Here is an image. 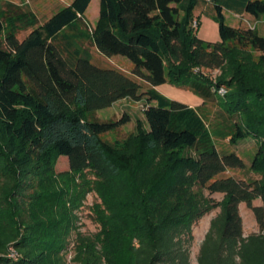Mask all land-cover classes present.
<instances>
[{
  "label": "trees",
  "instance_id": "16d2710c",
  "mask_svg": "<svg viewBox=\"0 0 264 264\" xmlns=\"http://www.w3.org/2000/svg\"><path fill=\"white\" fill-rule=\"evenodd\" d=\"M100 1L91 34L92 0H74L39 27L32 12L0 10V264H63L74 211L92 191L106 206L102 232L79 239L80 264H190L193 226L216 209L198 264H264V37L228 25L224 14L259 19L264 0H208L219 22L216 43L193 26L200 0ZM19 27L32 31L20 39ZM81 39L102 55L127 58L131 73L93 63ZM205 70L222 75L214 81ZM165 84L186 87L203 106L168 99L155 89ZM144 97L146 125L122 141L105 139L130 117L97 113ZM209 104L220 109L213 119ZM246 139L257 144L251 170L261 178L224 176L246 166L216 140ZM61 157L69 170L58 173ZM243 203L259 227L248 237Z\"/></svg>",
  "mask_w": 264,
  "mask_h": 264
},
{
  "label": "rangeland",
  "instance_id": "374dc122",
  "mask_svg": "<svg viewBox=\"0 0 264 264\" xmlns=\"http://www.w3.org/2000/svg\"><path fill=\"white\" fill-rule=\"evenodd\" d=\"M73 0H0V10L9 17L11 14L15 17L17 14L32 12L37 17L36 27L43 26L54 14L60 11L62 8L70 5ZM100 0H92L87 12L86 20L89 23V30H94L98 26L99 14H100ZM9 12V13H7ZM11 13V14H10ZM227 24L232 26L235 25L232 16L233 12L225 10ZM195 15L199 19V25L196 29L197 36L208 43H216L221 40L219 22L214 12L213 5L207 0H200L195 10ZM238 22V21H237ZM239 27L245 29H257L259 34L264 37V16L259 19L246 14L245 16L239 17ZM20 26V25H18ZM10 28V26L8 27ZM6 29V32L9 29ZM84 26H80V30H84ZM238 28V27H236ZM32 28L23 29L19 27L18 37L24 39ZM5 34L0 37L4 38ZM79 46L87 51L92 57V62L103 68H116L126 74H130L133 68L132 63L125 57L114 56L107 57L102 55L93 43L87 39L79 40ZM257 54V53H255ZM205 74L210 76L214 81L222 75L221 70L217 71H204ZM142 83V82H141ZM142 91L146 92L149 86L142 83ZM156 89V88H155ZM159 93L167 97L168 99H178L190 106L194 104L196 96L186 87H177L168 84L167 87L156 89ZM227 91L225 88H220L219 94L224 97ZM199 98V97H198ZM148 106V99L144 97L141 101H134L131 99H125L116 103L113 107L99 111L97 117L101 120H119L124 115L130 117V122L116 132L106 134L105 139L110 142L122 141L129 135L136 132L138 123L142 126L146 125L145 110ZM203 106V102L193 108L199 109ZM208 115H211L212 119L217 116L220 109L215 104H209L205 108ZM216 144L221 152L234 151L241 156L245 162V168L242 170H228L224 176H233L242 180H257L261 176L251 170L252 161L255 158L258 147L253 139H246L239 142L236 146H231L228 141L216 140ZM1 169V166H0ZM69 170V159L68 157H61L57 163L56 171L58 173L66 172ZM78 183H81V179H77ZM217 201L223 199L222 194H215L212 196ZM26 202L28 199H25ZM254 205H261V201L257 200ZM105 204L100 193L92 191L84 196L82 206L74 211L75 216V228L71 230L70 236L68 237L67 249L63 251L62 258L63 264H80L77 261L78 246L81 238H87L90 240H97L99 234L102 232V224L98 218L100 211L105 210ZM220 213V209H216L210 214L203 217L193 226L194 240L190 248V264H198V259L201 251V247L205 236L210 228V223ZM240 214L243 219L244 236L248 237L252 234L259 233V227L253 211L247 207L246 204L240 205ZM100 249V246H98ZM12 257L17 258L16 252H12Z\"/></svg>",
  "mask_w": 264,
  "mask_h": 264
},
{
  "label": "crops",
  "instance_id": "0c3cea01",
  "mask_svg": "<svg viewBox=\"0 0 264 264\" xmlns=\"http://www.w3.org/2000/svg\"><path fill=\"white\" fill-rule=\"evenodd\" d=\"M74 1V0H73ZM208 1V0H207ZM245 16V15H244ZM87 17V16H86ZM195 17L197 18V15H195ZM239 15H237V14H235L234 13V15L232 16V18H233V21L235 22V25H233V27H239L240 25L238 24V22H239ZM238 21V22H237ZM168 86V84H165V85H162V86H159V87H157L156 89H161V88H164V87H167ZM174 100H176V101H179V102H181V103H183V104H185L184 102H182V101H180V100H178V99H174ZM203 102V100L201 99V98H195V100H194V104H192V105H190V107H194V106H198L199 105V103H202Z\"/></svg>",
  "mask_w": 264,
  "mask_h": 264
},
{
  "label": "built area",
  "instance_id": "2783aa9c",
  "mask_svg": "<svg viewBox=\"0 0 264 264\" xmlns=\"http://www.w3.org/2000/svg\"><path fill=\"white\" fill-rule=\"evenodd\" d=\"M193 26L194 27H198V22L197 21H194V23H193ZM14 250H12L11 251V253H10V257H12V252H13ZM15 252V251H14ZM13 258V257H12Z\"/></svg>",
  "mask_w": 264,
  "mask_h": 264
}]
</instances>
